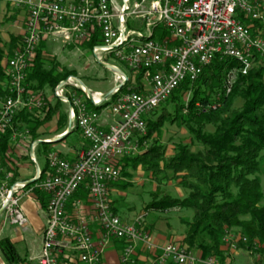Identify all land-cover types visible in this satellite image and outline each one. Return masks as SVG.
Wrapping results in <instances>:
<instances>
[{"label":"built area","instance_id":"obj_1","mask_svg":"<svg viewBox=\"0 0 264 264\" xmlns=\"http://www.w3.org/2000/svg\"><path fill=\"white\" fill-rule=\"evenodd\" d=\"M5 2L26 16L22 43L4 64L6 78L0 94V133L11 130L14 141L22 137L13 124L17 115H38L48 105L43 93L29 88L27 81L43 44L59 43L67 49L96 41L91 48L96 61L120 68L107 61L111 58L128 71L144 74L142 93L118 94V90L101 103L81 98L74 90L78 88L70 85L72 78L59 83L54 94L68 108L69 126L56 137L77 130L88 147L75 160L49 152L42 168L37 156L40 144L33 142L30 159L33 166L40 167V174H34L38 181L29 190L24 182L11 185L12 175L4 167L7 160L4 163L0 154V220L26 227L27 216L20 205L23 196L18 194L27 190L24 195L36 191L46 195V224L37 264H103L112 241H124L121 264H138L139 244L155 253L150 264H221L219 258L202 259L184 245H155L144 231L143 218L126 223L114 213L111 194L121 178L122 160L142 149L147 134L145 114L157 110L186 81L196 82L216 58H231L239 64L228 72L224 87L228 94L238 74H248L256 63L264 66V38L248 25L264 22V0ZM132 20L140 22L139 29L129 26ZM116 94V100L102 109L112 123H102L103 112L90 106L102 107ZM81 189L87 197L72 200ZM240 241L247 243L226 231L224 250L235 254Z\"/></svg>","mask_w":264,"mask_h":264},{"label":"trees","instance_id":"obj_2","mask_svg":"<svg viewBox=\"0 0 264 264\" xmlns=\"http://www.w3.org/2000/svg\"><path fill=\"white\" fill-rule=\"evenodd\" d=\"M252 23L256 27L264 26L260 21ZM253 30L254 34L260 32L256 28ZM9 40L4 41L0 33V94L3 93L6 78L4 61L13 56L22 43V37L14 34ZM95 42L86 45L91 49ZM45 46L43 44L38 50L35 63L27 75L29 88L39 92L47 88L54 91L60 82L76 77L74 71L60 66L55 58L44 56ZM238 67L234 59H214L196 82L186 81L160 106L156 120L145 119L148 135L143 141H150L155 135L160 137L161 130L168 123H180L189 131L191 144L176 145L174 155L167 158L166 147L160 140L154 139L145 153L123 159L121 170L123 168L125 174L128 169L142 166L146 171L164 173L172 181L181 179L179 186L189 192L186 198L176 199L169 195L160 198L153 194L145 210L192 211L194 218L187 223L188 234L184 242L190 249L201 250L202 259L214 256L224 262L222 238L226 231L238 229L241 237L247 239V243L239 242V250L251 251L261 263L264 256V68L256 67L247 75L239 74L227 96L224 87L228 72ZM143 74L134 76V84H131L132 77L128 76L129 80L118 94L130 91L142 93ZM74 90L88 101L85 93ZM186 93L190 94L187 104L183 100ZM118 94L102 107H90L100 112L115 101ZM238 103L240 106H237ZM56 118L58 130H64L68 116L62 112V102L58 98L54 106L48 104L41 114H18L13 124L19 131L24 127L30 129L28 135L35 142L40 139L39 130ZM71 134H67L64 140ZM16 142L11 130L0 133V154L4 163L12 154ZM194 146L200 149L194 151ZM4 167L9 172L14 170L6 164ZM35 194L45 208L43 195L38 191ZM86 197V192L81 189L72 200ZM113 210L117 214L116 209ZM0 251L8 264L22 262L9 238L0 241Z\"/></svg>","mask_w":264,"mask_h":264},{"label":"rangeland","instance_id":"obj_3","mask_svg":"<svg viewBox=\"0 0 264 264\" xmlns=\"http://www.w3.org/2000/svg\"><path fill=\"white\" fill-rule=\"evenodd\" d=\"M132 1L135 2L138 0H132ZM25 18L26 16L23 11L11 10V8L5 2V0H0V33L2 39L8 42V39L11 35L15 34L21 36L18 33V28L20 25H22V22ZM248 23L253 25L254 29L255 28L259 29L260 32L257 34L261 35L264 38V26L261 27V25H259L258 27H256L255 24L251 22ZM262 24L264 25V22H262ZM129 26L135 29H139L140 22L132 20ZM44 54H45L44 56L46 57L55 58L56 61L59 62V65L65 67V69H67L68 71H74V76H76L77 79H80L82 83L86 86V88L90 89L92 93H103V95H105L104 93H109L110 91H112V87H115V85H117L116 83H114V78L112 76L113 74L105 70L101 65L97 64L93 55V51L90 48H88L87 45L81 46L79 48L71 47V48L63 49L62 45L59 43L57 44L49 43L48 45L45 46ZM9 59H6L4 63H6ZM107 61L110 62L111 64H117L123 70V72H125L127 76L132 77L131 84H134L135 82L134 76L137 73L126 70V68L121 63H118L115 60L113 61L111 58H108ZM256 67L264 68V66H262L261 64L256 63L255 65H253L251 69ZM233 85H232V89H233ZM70 91L73 90L70 89ZM231 91L229 92V94L231 93ZM54 92L55 90L53 91L48 88L45 89V91H42L43 95L46 97L48 104H51V106H54L56 104V96ZM229 94L226 92L227 96H229ZM189 98H190V94L186 93L183 97V100L185 101L186 104L189 101ZM237 106H240V104L238 103ZM159 108L151 113L145 114L143 118L156 120V118L160 114ZM62 112L66 113L68 116V108H66V106L63 104H62ZM184 113L186 114L187 111L184 110ZM32 114L34 115V113ZM105 114L106 113L103 112V115ZM58 126H59L58 118L50 122H47L46 125H44L39 130L40 139L38 141H42L43 139L45 140L46 137L57 139L58 137L53 138V136L55 135V133H57V131H59ZM67 126H69L68 120L66 127ZM207 129L211 130L210 127H208ZM29 130L30 129H27V127L26 128L24 127L21 130L20 133H22V137L18 138L17 144L12 150V154L9 155V158H7V162L5 161L7 166L13 167L14 169V170H10L11 171L10 173L12 175L11 185L21 182V181L20 182L17 181L19 180V175L17 174L15 167L17 164H19V160L21 158H24V160L21 162L22 163L26 162V165L28 166L22 168L21 173H23L24 175L25 173H27V175L31 174V176H33L34 173H36L37 171L36 167L32 165L31 159L29 157V153L33 144L32 138L28 135V133L26 134V132H29ZM161 133L162 134L160 135V137L155 135L154 138H152L150 141L144 140L142 149H140V151L134 156H138L145 153L148 150L149 146L151 145L152 140L154 139L160 140L161 144L164 147H166L167 158L172 157L174 155L175 148L177 147L176 145L182 143L186 145L191 144L190 133L189 131L187 132V129L183 124L175 123L174 125H171L168 123L163 127ZM147 135L148 133L146 134V136ZM146 136L144 138H146ZM76 141L79 144L83 143L81 138H79V140ZM63 144L66 145L67 148H70L69 144L71 145L72 141H70L69 139H66L65 141L63 138L58 142H53V143L48 142L47 145H41V144L39 145L40 147L37 150L38 152L37 156L39 159V164L42 168H45V163H46L45 157L47 153L63 151L64 154H67L62 149ZM199 149H200L199 146L193 147L194 151H197ZM120 177L121 178L117 183V185H114L112 190L113 192L111 194L112 203L117 211L116 215L126 223H133L135 222V220L143 218L145 221L144 231L150 234L153 242L156 238H158V239H162V241L160 242H162L163 245L167 243H175L177 245L180 244L187 246L190 249V247L186 245L184 241L186 235L188 234L187 223H191L194 218L192 211L180 210V209L168 210L163 212L157 210H149V211L145 210L148 207V203L152 201L154 196L153 194L158 195V197L160 198H162V196L164 195H169L176 199L186 198L189 192L186 189L181 188L179 186V182H181V179L175 182L172 181L169 178V176L165 175L164 173L160 174L149 170L146 171L142 166H140L138 169H128L125 174L123 173V168H122ZM30 178L31 177L29 176L26 179L30 180ZM262 185L264 186V178H262ZM29 189L30 188H27V190ZM27 190L20 191V193L18 194L19 196L21 195L23 196V199L21 200V204H20L22 205L23 209H24V205L29 199L28 195H24V193ZM42 195H43L42 197L46 198V195L44 194ZM38 219L39 220L42 219V214L41 216L39 215ZM13 225H10L8 221L6 222L4 218L0 220V241L8 238L11 241H13L12 243L15 245L16 251L19 253L20 258L23 261L24 259H28L27 257L28 252H26V250L28 249V246L31 243L29 242L28 239L29 237H31V235L30 233L25 232L23 229H20L19 227ZM229 231H231L232 233H236L238 236L241 237L240 232L239 233L237 232L238 229L229 230ZM190 250L194 252L196 255L198 256L200 255V257L202 256L201 250L197 248L196 249L193 248ZM221 250L224 253L225 258H230L232 261H234L233 257H231L234 256V254H232L228 250L225 251L224 244L221 245ZM251 255L254 257L257 256L256 254L253 253L248 256L247 253L242 252L240 254V257L244 261L246 260L245 259L246 257L250 258V260L247 261L249 262V264H251L252 263V259L250 257ZM25 262L26 261L24 260L23 262L17 264H26ZM0 264H8L1 251H0Z\"/></svg>","mask_w":264,"mask_h":264},{"label":"crops","instance_id":"obj_4","mask_svg":"<svg viewBox=\"0 0 264 264\" xmlns=\"http://www.w3.org/2000/svg\"><path fill=\"white\" fill-rule=\"evenodd\" d=\"M22 26L23 25H20L19 28H18V33L19 34H21V32H22ZM8 41H10V40L8 39ZM45 45H48V44H45ZM112 76L114 78V83H117L118 79L116 78V76H114V75H112ZM113 88L114 87H112V90H113ZM95 94H99L100 95V94H103V93H95ZM104 94H106V93H104ZM101 121H102V123L104 122L105 124L112 123V120H111V118H110L108 113H106L105 115H102ZM66 129H68V126L64 130H66ZM64 130H60L59 132L57 131V133H55L53 138L56 137L57 135H59ZM75 131L71 132L72 134L70 135L69 138H67L70 141H72V144L71 145L69 144L70 148H67L66 145H64V144L62 146V149L67 154H64L63 151L57 152L59 154H62L68 160H75L76 156L78 155V153L80 151H82V150L87 149V147H88L87 143L83 139V136H81V134H79L80 132L79 131L75 132ZM79 138L82 139V141H83L82 144L77 143L76 140H79ZM46 139L53 140L52 138H47V137H46ZM16 144H17V142H16ZM54 144H56V143H54ZM30 153H29V157H30ZM23 160H24V158H21L19 160V164H17L15 166L16 167V172L19 175V180H17V181H19V182L20 181L21 182H28V181H31L33 179L34 175L33 176H31V174L27 175V173H25V175H24L23 173H21L22 168L28 167L26 165V162H24V163L21 162ZM29 176L31 177L30 180L26 179ZM28 196H29V199L26 202V204L24 205L25 213H26V216H27V223H28L27 226L20 228L17 225H13V224H10V225L17 226L20 229H23L25 232L30 233L31 237H29L28 239H29V242H31V243L29 244L28 249L26 250V252H28V255H27L28 259H24V260L26 261L25 262L26 264H37L36 258L41 252L40 249H41V246H42V239H43L42 232H43L45 224H46V222H45V220H46V212H45V208H43L41 206V202H40V199H39L38 195L29 194ZM71 202L72 201H70L69 204H71ZM70 208L71 207L69 205V209ZM41 214H42V219L39 220L38 218H39V215L41 216ZM156 239L154 240V243L156 245L162 246L163 244H162V242H160V241H162V239H158V238H156ZM123 247H124V241H122V242L121 241H113L110 244V246L108 247V250L106 251V253L104 255L102 263L103 264H121L120 257H121L122 251L124 249ZM242 252L247 253L248 256L250 254H252V253H250L251 251L250 252H245V251H242V250H240V251L238 250L234 254V256H231V257H233L234 261H232L230 258H225V261L223 262V261L220 260V263L221 264H246V263L249 264V262L247 260H250V258L246 257L245 261L241 259L240 254ZM154 256H155V253L149 251L147 249V247H145L143 244H139L138 250H137V256H136V261H138V264H150L151 260L154 258ZM250 257L252 259V263L251 264H261V263L258 262L257 256L254 257V256L251 255Z\"/></svg>","mask_w":264,"mask_h":264},{"label":"water","instance_id":"obj_5","mask_svg":"<svg viewBox=\"0 0 264 264\" xmlns=\"http://www.w3.org/2000/svg\"><path fill=\"white\" fill-rule=\"evenodd\" d=\"M96 62H97V64L101 65L105 70H107L108 72H110L111 74L114 75L115 73H120V74L124 75V77H126L125 73H124L120 68H118V67H116V66H115V67L110 66V65L105 64V63H103V62H98V61H96ZM72 78L77 79L76 77H72ZM77 80L82 84V88H78V90H80V91H82L83 93H85L87 100H89V101L92 102V101H93V98H92L91 93H89L88 88H86V86L82 83V81H81L80 79H77ZM128 80H129L128 77H126V81H125L124 83H121L120 85L116 86V87L114 88L113 91H110L109 93H106L105 95H106L107 98H104L102 101L107 100V99H109L110 97H112V96L116 93V91L120 90V89H121V88L127 83ZM66 82H68V79H67V81H64V83H66ZM59 99H60L61 101H64V100L61 99V98H59ZM69 108H70V117H71V118H74V109H73L70 105H69ZM71 132H73V131H71V130H67L66 134L62 135L61 138H59V139H56V140L53 139V140H47V141H37V143H38V144H41V143H45V144H47L48 142H49V143H51V142H52V143H53V142H58V141H60L61 139H63L64 137H66L67 134H70ZM30 152H31V157H33L34 152H32V150H30ZM34 166H35L36 169H37V171H36V175H39V174H40V167H39L38 165H34ZM37 179H38V178H37V176H36V177H34V179H32L31 181L24 182V184H25V186H31V185H33L35 182L38 181ZM2 212H3V210L0 211V216H1Z\"/></svg>","mask_w":264,"mask_h":264},{"label":"bare ground","instance_id":"obj_6","mask_svg":"<svg viewBox=\"0 0 264 264\" xmlns=\"http://www.w3.org/2000/svg\"><path fill=\"white\" fill-rule=\"evenodd\" d=\"M114 76H116V78L118 79L117 80V83H116L117 86L120 85L121 83H124L126 81V77H124V75H122L120 73H115ZM70 85L76 86L77 88H82V84L77 79H75V78H72L71 79ZM89 93H91L93 100L95 102H97V103H101L104 98H107L106 95H103V94H100V95L99 94H95V93H92L90 90H89ZM59 138H61V137H58L57 139H59Z\"/></svg>","mask_w":264,"mask_h":264}]
</instances>
